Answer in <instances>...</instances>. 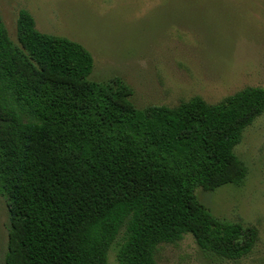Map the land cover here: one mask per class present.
I'll use <instances>...</instances> for the list:
<instances>
[{"label": "trees", "instance_id": "obj_1", "mask_svg": "<svg viewBox=\"0 0 264 264\" xmlns=\"http://www.w3.org/2000/svg\"><path fill=\"white\" fill-rule=\"evenodd\" d=\"M92 61L25 8L15 40L0 16L4 264H108L112 247L117 264H159L158 245L186 233L218 258L248 254L258 229L214 216L194 190L243 182L234 147L264 111V87L139 108L121 78L90 79Z\"/></svg>", "mask_w": 264, "mask_h": 264}, {"label": "rangeland", "instance_id": "obj_2", "mask_svg": "<svg viewBox=\"0 0 264 264\" xmlns=\"http://www.w3.org/2000/svg\"><path fill=\"white\" fill-rule=\"evenodd\" d=\"M38 30L81 43L92 55L88 77L121 78L139 108L175 105L194 95L217 102L245 86L264 87V0H0V16L16 38L18 10ZM247 172L239 185L194 190L214 216L254 225L251 251L224 259L202 251L191 234L158 245L159 264H264V111L234 147ZM8 212L0 194V264ZM115 248L108 264H117Z\"/></svg>", "mask_w": 264, "mask_h": 264}]
</instances>
